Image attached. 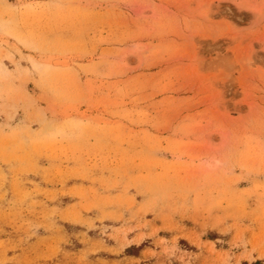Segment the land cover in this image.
<instances>
[{"label": "rangeland", "instance_id": "obj_1", "mask_svg": "<svg viewBox=\"0 0 264 264\" xmlns=\"http://www.w3.org/2000/svg\"><path fill=\"white\" fill-rule=\"evenodd\" d=\"M0 264H264V0H0Z\"/></svg>", "mask_w": 264, "mask_h": 264}]
</instances>
